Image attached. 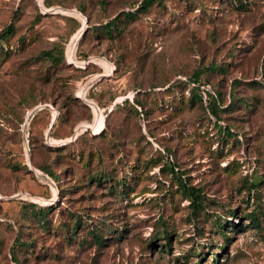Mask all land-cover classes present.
I'll return each mask as SVG.
<instances>
[{
	"label": "rangeland",
	"instance_id": "obj_1",
	"mask_svg": "<svg viewBox=\"0 0 264 264\" xmlns=\"http://www.w3.org/2000/svg\"><path fill=\"white\" fill-rule=\"evenodd\" d=\"M140 1L0 0V264L15 235L40 246L20 264H264V0H160L119 37L83 33ZM20 201L52 207L50 228Z\"/></svg>",
	"mask_w": 264,
	"mask_h": 264
},
{
	"label": "trees",
	"instance_id": "obj_2",
	"mask_svg": "<svg viewBox=\"0 0 264 264\" xmlns=\"http://www.w3.org/2000/svg\"><path fill=\"white\" fill-rule=\"evenodd\" d=\"M160 0H141L138 5L133 8L132 10H125V11H119L116 15H114L112 18H109L104 23H100L98 25H89L87 28L83 31L86 32V30L90 31L93 35H99L100 37L105 38H115L119 37L122 33H124V30L128 23L132 22L136 15L140 12L146 11L153 3L159 2ZM13 33V27L8 24L0 31V53L5 55L7 53V46H8V40L10 35ZM82 33V34H83ZM5 44L7 46L3 47L2 45ZM47 56L53 60L54 57L50 52H46ZM56 60H62V55L59 54L58 59ZM215 66H210L208 69L213 70ZM194 77L192 78L191 82L200 83V74L199 73H193ZM195 86H192L190 90H194ZM196 86V90H197ZM198 92H192V96L196 98L201 103V96L198 94ZM191 96V97H192ZM206 101L207 104L203 108L204 111L211 114L215 120L221 119L220 112L222 111H228L230 109L229 106H220V104L213 98V96L209 93H206ZM238 105H246L245 101L241 98L238 100ZM137 104L138 102L135 101ZM232 105L233 102H229V105ZM233 111V109L231 110ZM57 118V117H56ZM104 128V125H103ZM103 128L96 134H93L94 136L99 135ZM218 131L220 132V127L218 126ZM221 136L219 139L225 140V138H230L233 136V133L230 131V129L227 127H224L221 130ZM80 136V135H79ZM76 138V137H75ZM12 167H15V165H12ZM50 174V172H49ZM177 174V184L180 187V192L183 195L185 199L189 201V207L191 208V211L193 213H197L198 211H203L205 207V199L204 195L200 191L199 188L194 187L192 185L187 184L184 181L180 180V175ZM109 175L107 173H98L91 176V178L94 179V181L99 182V180L107 181ZM121 180V179H120ZM251 186H255L254 183L250 184ZM52 207L48 206H40L34 202L31 201H20V208L19 211L23 214V219L25 222H28V225L30 227L38 228L39 230H48L50 228V222L47 219V212ZM71 220L70 223H68L65 226V231L69 234H72L75 232L76 228H78L79 225V219L78 216H75L74 214H71ZM245 216L251 220H257L256 213L254 210H250ZM218 227H221V222H217ZM87 233H89V236L91 237V241L97 245H101L104 240L106 239V235L108 233L113 232V229H110L107 227V225H104V227L100 230L98 228L90 227L86 230ZM163 239H167V233L165 230H162ZM160 239V238H159ZM151 245V241H150ZM39 247V245L35 244L34 240L32 238H25L22 239L21 237H18V235H15L13 240L11 241V244L8 247V255H9V262L13 261L15 264H20V258L18 253L27 254L30 255L31 253L35 252V248Z\"/></svg>",
	"mask_w": 264,
	"mask_h": 264
},
{
	"label": "water",
	"instance_id": "obj_3",
	"mask_svg": "<svg viewBox=\"0 0 264 264\" xmlns=\"http://www.w3.org/2000/svg\"><path fill=\"white\" fill-rule=\"evenodd\" d=\"M52 123V122H51ZM76 135L72 136V138H74Z\"/></svg>",
	"mask_w": 264,
	"mask_h": 264
},
{
	"label": "bare ground",
	"instance_id": "obj_4",
	"mask_svg": "<svg viewBox=\"0 0 264 264\" xmlns=\"http://www.w3.org/2000/svg\"><path fill=\"white\" fill-rule=\"evenodd\" d=\"M53 120H54V119H53ZM53 120H52V121H53ZM85 128H86V127H85Z\"/></svg>",
	"mask_w": 264,
	"mask_h": 264
}]
</instances>
